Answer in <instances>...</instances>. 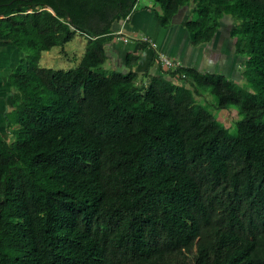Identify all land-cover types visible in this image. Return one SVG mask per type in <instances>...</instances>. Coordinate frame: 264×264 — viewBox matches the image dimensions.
Returning <instances> with one entry per match:
<instances>
[{
	"label": "trees",
	"instance_id": "trees-1",
	"mask_svg": "<svg viewBox=\"0 0 264 264\" xmlns=\"http://www.w3.org/2000/svg\"><path fill=\"white\" fill-rule=\"evenodd\" d=\"M141 1L164 29L184 17L192 48L228 29L244 88L149 42L160 74L127 49L112 64ZM76 35V68L40 66ZM8 47L0 264H264V0H0Z\"/></svg>",
	"mask_w": 264,
	"mask_h": 264
},
{
	"label": "crops",
	"instance_id": "crops-1",
	"mask_svg": "<svg viewBox=\"0 0 264 264\" xmlns=\"http://www.w3.org/2000/svg\"><path fill=\"white\" fill-rule=\"evenodd\" d=\"M136 12H133L129 20L123 25V29H125L124 35L130 38H149L148 42L152 44L156 52L164 53L172 59L180 61L186 67L196 69L202 73H217L215 70L209 71L205 69V64L211 65L216 63L215 57L220 51V54H223V49L228 48L232 50V48H230L231 42L228 37V29L219 32L210 45L192 48L190 45V36L183 28L184 17H178L174 20V26L170 29H164L161 27L160 21L154 13L149 12L147 9L142 10L138 14ZM227 21L228 20L224 21L225 27ZM118 42L122 41L118 39ZM125 46H129L126 48L128 51H132L134 54L141 56L140 64L137 69L140 74L144 73L147 68H149V71L153 74H160V72H162L159 64H157L156 61H152V50L145 49V44L130 39ZM113 48L115 54L113 56L111 55V62L112 64H115L116 61L120 63V60H122L125 55L124 45L121 46L115 43ZM225 75L231 77V74Z\"/></svg>",
	"mask_w": 264,
	"mask_h": 264
},
{
	"label": "rangeland",
	"instance_id": "rangeland-1",
	"mask_svg": "<svg viewBox=\"0 0 264 264\" xmlns=\"http://www.w3.org/2000/svg\"><path fill=\"white\" fill-rule=\"evenodd\" d=\"M144 5V1H141L139 3L136 12L137 14L144 10L142 9ZM226 26L227 28L232 27V22L228 20ZM123 30L125 33V29ZM127 47L129 46H124V49H126ZM84 51L85 40L83 39V37L76 35V37L71 42L66 44L63 48L56 47L51 49L49 52L43 53L40 60V66L42 68L52 69L56 71H68L70 69H74L77 67L80 59L84 54ZM220 53L221 51L215 57L216 63H213L211 65L205 64V69H208L209 71L215 70L219 74H231V81L237 84L239 87L244 88V86L242 85L243 80L241 79V81L239 79V72H235L234 61L236 59L233 58L232 50L225 48L223 49V54ZM20 57H22V55L19 53V51L14 50V48L12 49L11 47H8L6 49H0V131H4L2 120L4 107H6L7 110L10 106L9 99L6 98L9 88L6 77L9 69L14 67L19 62ZM104 70L106 73H108L106 65L104 67ZM198 102L201 103V106L208 110L215 117H218L220 122L226 127L231 126V124L237 119L234 112L222 111L219 113L215 109L216 100L212 96H209L208 100ZM232 131H235L234 125H232L231 132Z\"/></svg>",
	"mask_w": 264,
	"mask_h": 264
},
{
	"label": "built area",
	"instance_id": "built-area-1",
	"mask_svg": "<svg viewBox=\"0 0 264 264\" xmlns=\"http://www.w3.org/2000/svg\"><path fill=\"white\" fill-rule=\"evenodd\" d=\"M123 25L121 26L120 30L115 33V35L118 37V39L122 40L124 43H128L130 39H135V41H139L142 43L148 42V39L146 37H140V38H136V37H127L124 35L123 32ZM158 62L163 66V68L165 69H169L172 67L177 66L178 64L174 63L171 60V57H169L168 55L164 54V53H158Z\"/></svg>",
	"mask_w": 264,
	"mask_h": 264
}]
</instances>
